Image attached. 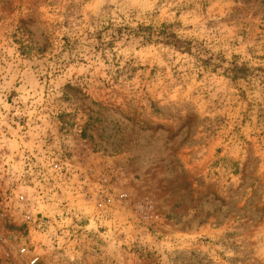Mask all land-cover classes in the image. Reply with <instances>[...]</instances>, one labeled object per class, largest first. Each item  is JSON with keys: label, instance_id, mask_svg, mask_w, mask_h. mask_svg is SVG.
I'll return each instance as SVG.
<instances>
[{"label": "rangeland", "instance_id": "374dc122", "mask_svg": "<svg viewBox=\"0 0 264 264\" xmlns=\"http://www.w3.org/2000/svg\"><path fill=\"white\" fill-rule=\"evenodd\" d=\"M34 255L264 264V0H0V264Z\"/></svg>", "mask_w": 264, "mask_h": 264}, {"label": "trees", "instance_id": "16d2710c", "mask_svg": "<svg viewBox=\"0 0 264 264\" xmlns=\"http://www.w3.org/2000/svg\"><path fill=\"white\" fill-rule=\"evenodd\" d=\"M165 38H167V40H166L167 43L174 44L175 46L180 42L179 38L176 35H174V34H167L165 36Z\"/></svg>", "mask_w": 264, "mask_h": 264}, {"label": "built area", "instance_id": "2783aa9c", "mask_svg": "<svg viewBox=\"0 0 264 264\" xmlns=\"http://www.w3.org/2000/svg\"><path fill=\"white\" fill-rule=\"evenodd\" d=\"M59 164H56L55 165V167L56 168H59ZM23 199V198H22ZM23 252H25V251H27V249L26 248H23V250H22ZM26 253H28V251L26 252ZM9 257V256H8ZM29 260H30V263L31 264H36L37 262H38V260H39V258H38V256H32L31 258H29ZM6 264H13L12 262H6Z\"/></svg>", "mask_w": 264, "mask_h": 264}]
</instances>
